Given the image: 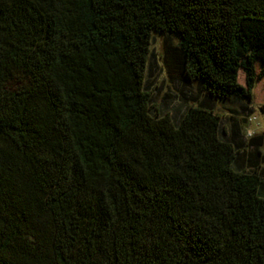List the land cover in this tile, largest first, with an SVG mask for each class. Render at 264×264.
Returning <instances> with one entry per match:
<instances>
[{
    "label": "trees",
    "instance_id": "trees-1",
    "mask_svg": "<svg viewBox=\"0 0 264 264\" xmlns=\"http://www.w3.org/2000/svg\"><path fill=\"white\" fill-rule=\"evenodd\" d=\"M154 31L205 95L178 119ZM261 78L264 0H0V264H264V177L215 110Z\"/></svg>",
    "mask_w": 264,
    "mask_h": 264
},
{
    "label": "rangeland",
    "instance_id": "rangeland-1",
    "mask_svg": "<svg viewBox=\"0 0 264 264\" xmlns=\"http://www.w3.org/2000/svg\"><path fill=\"white\" fill-rule=\"evenodd\" d=\"M176 43L175 36L159 31L152 32L145 78V84L151 93L152 113L168 114L173 119H178L189 105L195 103L196 98L205 96L196 81L183 78L173 53ZM253 93L254 98L250 103L240 100H217L215 110L220 115L227 133L232 134L235 124L239 126L244 153L249 155L252 164L256 162L258 172L264 177V78L258 81ZM243 105H247V108H243ZM251 138H260L258 147L250 142ZM257 151V156L253 157Z\"/></svg>",
    "mask_w": 264,
    "mask_h": 264
}]
</instances>
